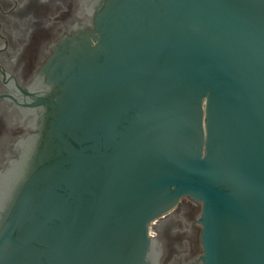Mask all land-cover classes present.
<instances>
[{"label": "water", "instance_id": "obj_1", "mask_svg": "<svg viewBox=\"0 0 264 264\" xmlns=\"http://www.w3.org/2000/svg\"><path fill=\"white\" fill-rule=\"evenodd\" d=\"M90 7L13 77L31 104L0 96L36 130L0 172V264H155L151 226L183 198L201 264H264V0Z\"/></svg>", "mask_w": 264, "mask_h": 264}, {"label": "flooded vegetation", "instance_id": "obj_2", "mask_svg": "<svg viewBox=\"0 0 264 264\" xmlns=\"http://www.w3.org/2000/svg\"><path fill=\"white\" fill-rule=\"evenodd\" d=\"M95 0H0V96L31 104L17 85L30 86L63 37L87 29ZM12 76V77H11ZM15 80H14V78ZM4 78V81H2ZM8 80V81H7ZM7 81V82H6ZM6 82V83H4ZM24 113L0 98V172L19 153L20 141L36 133L22 121ZM200 204L183 198L152 224L155 264H201Z\"/></svg>", "mask_w": 264, "mask_h": 264}]
</instances>
